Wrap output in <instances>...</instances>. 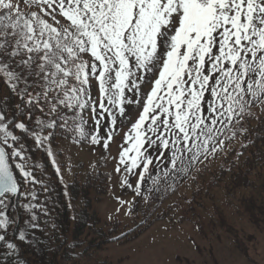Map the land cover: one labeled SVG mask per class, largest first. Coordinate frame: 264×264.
Wrapping results in <instances>:
<instances>
[{"label":"snow or ice","instance_id":"obj_1","mask_svg":"<svg viewBox=\"0 0 264 264\" xmlns=\"http://www.w3.org/2000/svg\"><path fill=\"white\" fill-rule=\"evenodd\" d=\"M0 79L20 100L11 114L7 97L0 108V229L7 230L16 223L7 215L11 199L36 195L22 192L20 180L40 183L26 170L16 130L38 147L57 129L84 138L83 113L90 110L91 143L107 149L117 115L131 120L126 105L136 106L119 164L133 175L141 169L137 194L148 179L155 185L161 175L187 174L201 155L217 151L225 131L234 136L233 122L264 104V0H0ZM142 83L150 85L143 95ZM46 151L53 156L50 146ZM11 158H20L19 179ZM23 207L32 215L21 241L40 227L33 209L41 206ZM0 242L9 249L5 258L14 254L17 245L2 233Z\"/></svg>","mask_w":264,"mask_h":264},{"label":"trees","instance_id":"obj_2","mask_svg":"<svg viewBox=\"0 0 264 264\" xmlns=\"http://www.w3.org/2000/svg\"><path fill=\"white\" fill-rule=\"evenodd\" d=\"M25 8L27 7L25 6ZM2 93L8 94L6 95V108H4L3 103L5 96ZM91 95L94 100L99 96L95 81L92 83ZM18 98L12 94L8 86L0 79V107L11 114L15 112L14 105L20 102ZM250 111L253 115L248 116L245 114L239 123L233 122L232 127L235 129V135L233 136L231 131H225L219 137L220 139L224 138L222 139L224 143L217 148V151L210 153L206 158L201 155L199 161L192 165L187 174L167 179L161 175L163 179V181L161 179V182L165 184L161 183V187L157 186L158 183L153 185L152 180L148 179L141 184L140 194H137L135 190L131 192L132 196L135 197L130 218L133 223L132 226L135 225L136 219L138 220L137 216L140 220L139 226H136L131 231H128V227L127 225L125 227L124 222L117 219L110 225L104 223L96 209V204L94 205V201L96 200V203L100 201L108 191L107 174L105 175L104 172L98 171L97 176H102L100 178L101 181H99L98 177H95V180L92 178L93 174L90 171L82 180L76 178L67 187L61 182L47 154V147H38L29 135L21 134L20 130H16L15 134L20 136V143L24 145V155L27 158L26 170H30L40 183L25 184L22 179L20 180L22 192L34 191L36 195L35 197L18 195L14 199L13 209L11 208V210H13V220L16 221V225H10L7 230L0 229V233L5 235L6 242L13 243L14 239L17 249L13 255L5 258L4 254L9 249L5 246V242H0V264H19V261H24L25 264H28V262L32 264H80L82 258H86L84 254L86 249L82 248L83 238H90L92 242L98 240V243L94 246L96 248L95 251L108 250L111 243L115 240L121 241L125 237L133 240L157 221L164 218H169L172 221L171 218L176 213L173 215L170 212H174L175 208H178L176 210L179 211V215L182 214L181 216L194 212V209L189 211L188 209L199 197L208 198L210 202L214 203L219 196L227 199L229 206L233 204L234 207L239 208L237 203L242 204L240 199L242 192L250 191L252 193L251 196L256 197L259 195L257 189L263 190L261 188L264 187V104L250 106ZM67 115L71 116L73 113L69 110ZM83 115L87 121L85 125V131L89 133L87 137L74 139V131L57 129L56 135L51 140L54 141L57 137L68 138L76 144L87 145L93 150L102 148L101 143H91V133L94 132L96 127L94 121L90 119V117L92 118L91 111L86 110ZM106 117L101 122L99 135L102 133L101 129L105 127ZM18 118L20 120L24 119L23 116H18ZM44 134L46 135L47 132ZM100 137L103 139L102 136ZM233 143L236 144L231 146ZM126 146H128L127 142ZM227 147L229 148L228 151ZM106 151L107 149L104 147L101 150L103 153ZM224 152H228L227 156L220 160V154ZM35 157H39V163L35 161ZM208 157L214 161L213 163L216 167L207 172L210 181L205 184L204 176L202 178L200 176L206 173L201 171L202 166L200 165ZM17 162H20V158L10 159V163L19 179V170L14 167ZM122 167L124 169V165ZM40 171H43L45 176ZM254 171H257L256 174L253 173ZM128 175V182L130 183L132 174L128 173ZM153 175H156L155 171H153ZM250 178H253V182L246 186L245 184ZM182 182H189L187 184L188 187H191V190L187 191L191 192L190 197L186 198L182 195L178 199L172 200L173 206L171 207L173 211L166 209L161 214L162 217L156 218V210L152 205H156L157 209H159L163 200L169 198V193H163L162 189L170 188L169 185H173V189H175L177 186L182 185ZM257 183H260L259 187L261 188L256 186ZM212 190L216 191L213 197L210 194ZM127 191H129V187L126 185L123 192L126 193ZM238 191L241 192L239 195L236 194ZM260 194L264 197V190ZM93 195H95L94 198ZM229 198H231V201H229ZM29 202L41 206L33 209L38 218L35 223H38L40 227L30 230L26 240L21 241L19 240V231L26 227V221L31 220L32 213L23 207L24 204ZM143 202L146 203L143 204ZM141 203L142 207H139ZM184 203L186 204L185 209L182 207ZM247 203L249 204L250 202ZM206 208H203V210H206ZM214 214L216 215L215 212ZM9 218L12 219L10 216ZM120 222L122 225L119 224ZM22 253H24V256H22Z\"/></svg>","mask_w":264,"mask_h":264},{"label":"rangeland","instance_id":"obj_3","mask_svg":"<svg viewBox=\"0 0 264 264\" xmlns=\"http://www.w3.org/2000/svg\"><path fill=\"white\" fill-rule=\"evenodd\" d=\"M21 7L25 8V5L21 3ZM24 10H27V8ZM85 59H88V57H85ZM149 90V84H141L142 95ZM2 95L6 97L8 94L2 93ZM126 109L128 115L131 116V120L122 122L121 117L117 115L116 131L113 139L109 142L107 151L104 152L105 156L100 151L103 147L93 150L87 145L76 144L68 138L57 137L54 141L50 139L45 146L51 147L53 156H49V158L51 162L53 159L55 160V164L53 162L52 164L56 172L57 168L59 169L57 174L61 182L67 187L76 178L82 180L90 171L93 174L92 178L95 180V177H98L99 181H101L102 176H97L98 171L104 172L105 175L106 173L109 174L108 191L100 201L96 203L95 200L94 205L96 204V209L104 223L110 225L111 222L118 219L124 222L127 227L132 228L134 225L132 226L133 223L128 218L130 216L129 200L131 199L129 196L132 195L131 192L135 188L140 169L134 170L136 174H132L130 178L133 187H129V191L126 193L122 191L125 186L122 179L126 176L125 170L123 171L121 168L120 171L116 170L118 166L121 167L119 153L121 145H126L125 133L129 131L131 123L135 121L139 111L134 105H126ZM17 119L20 120L18 116ZM90 119L93 121V118L90 117ZM104 126L100 135L103 138L110 126L107 117ZM235 144L233 143L231 146ZM101 145L103 146L102 142ZM227 153H221L219 159H224ZM231 158L233 159V157ZM35 161L39 163V157H35ZM217 161L219 162L218 159ZM213 162L208 157L200 165L202 166L201 171L206 173L200 176L201 178L204 176L205 184L210 181L207 172L216 167ZM151 168L152 166H150ZM257 171L253 173L256 174ZM40 172L45 176L43 171ZM161 179L162 176L157 186L161 187V183L164 184ZM252 182L253 178H250L245 185L247 186ZM259 184L257 183L256 186L259 187ZM169 187H166L167 190L162 189L163 193H169L168 196H170L173 191L177 190V192L171 195V201L168 198L164 199L159 209L156 205H152L156 210V218L162 217L161 214L166 209L173 211L171 207L173 206L172 200H176L182 195L189 198L191 195V192L187 191L191 190L187 183H183L175 189H173V185H169ZM261 189L264 190V187ZM263 190L257 189L259 195L256 197H252L250 191L242 192L240 198L242 204L237 203L239 208L234 207L233 204L229 206L227 199L219 196L214 203L210 202L208 198L199 197L188 209V211L194 209V212H192L194 215L189 212L181 216L182 214L179 215V211L176 210L178 208H175L174 212H170L173 215L176 213V216L171 218L172 221L169 218L157 221L148 229H145L137 238L131 241L127 240V242L118 241L113 243L107 251L103 249L95 251L94 246L98 243V240L92 242L90 238H83L82 248L86 249L84 252L86 258H82L80 264H264V197L260 194ZM122 192L128 196L125 198L126 203L121 206L117 204L116 199ZM214 193H216L215 190L210 192L212 197ZM240 193L238 191L236 194L239 195ZM94 197L95 195H93ZM229 201H231V198H229ZM145 203L143 202V204ZM185 205L184 203L183 209H185ZM139 207H142V203ZM205 207H207L206 210H203ZM11 208L12 204L10 202L8 209L12 211L11 215L13 216ZM137 218L139 220L138 216ZM136 222L134 223L135 226ZM119 224L122 225L121 222Z\"/></svg>","mask_w":264,"mask_h":264}]
</instances>
